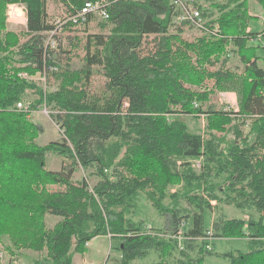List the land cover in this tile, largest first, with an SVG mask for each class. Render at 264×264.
I'll return each mask as SVG.
<instances>
[{
	"label": "trees",
	"instance_id": "trees-1",
	"mask_svg": "<svg viewBox=\"0 0 264 264\" xmlns=\"http://www.w3.org/2000/svg\"><path fill=\"white\" fill-rule=\"evenodd\" d=\"M48 1L0 0V253L28 250L40 255L34 264H72L87 242L109 236L119 264L152 254L150 264H204L213 239L244 237L247 251L220 255L264 264V0H185L202 26L174 21L172 0H107L100 31L89 25L94 14L68 22L63 31L84 36H67L60 49L45 46ZM52 1L68 15L96 0ZM13 2L26 9L22 30L7 28ZM252 3L260 14H251ZM186 27L200 34L187 38ZM231 54L241 69L229 66ZM46 66L42 86L19 76ZM29 91L37 95L30 102ZM222 91L235 92L237 109L216 106L210 97ZM41 104L62 132L46 145L30 117ZM183 115L204 116L207 134L190 131ZM47 153L61 158L60 169L46 167ZM79 168H93L95 184L75 180ZM140 195L164 218L162 228L132 219ZM223 205L247 216L227 217ZM206 211L214 213L210 227ZM48 215L59 219L49 226Z\"/></svg>",
	"mask_w": 264,
	"mask_h": 264
},
{
	"label": "rangeland",
	"instance_id": "rangeland-1",
	"mask_svg": "<svg viewBox=\"0 0 264 264\" xmlns=\"http://www.w3.org/2000/svg\"><path fill=\"white\" fill-rule=\"evenodd\" d=\"M253 4V3H252ZM254 8L251 10V14H260L261 10L258 8V5L253 4ZM47 9L50 14V21L53 22L56 18H60L65 16L67 13L64 11L63 5L58 1H48L47 3ZM7 10V6H6ZM5 10V15H6ZM99 15H94L90 22V26L94 31H100V29L96 26L97 22L102 20ZM104 20V19H103ZM180 20L179 17L174 19V21ZM7 21V20H6ZM263 21V20H262ZM8 22V21H7ZM6 22V24H7ZM259 22V21H258ZM261 22V21H260ZM11 24V23H10ZM18 26H14V25ZM262 23H259L260 27ZM24 25L20 23H15L8 25V29L12 30H22L24 29ZM84 25H80L79 28H83ZM76 34L79 37H83V32L79 31H63L62 34L59 37V45L60 48H65L68 45V38L67 36H73ZM200 34V32L197 30V28L194 27H186V37L187 38H193L194 36ZM78 55L82 54L81 49L79 48L76 50ZM262 49L257 50V54H263ZM261 66H264L263 61H259ZM72 67H79L81 65V61L74 57L72 60ZM229 66L232 68L241 69L242 65L239 62V58L231 54L230 60H229ZM104 82V78L98 68L94 69V75L92 77V84L94 90H100L102 87V84ZM38 86H42L41 81L38 83ZM44 86V85H43ZM46 87V85H45ZM37 98L36 93L33 91H29L27 95L26 101L30 102ZM210 98H212V101L216 104V106H223L226 109H237V96L235 92L232 91H222V92H216L213 94ZM48 113L45 112V109L43 107V104L38 106V109L36 111H33L30 115L31 119L36 123V125H40L42 130H39L38 137L36 139L37 143L39 145H46L48 142L59 140L62 137V132L60 131L59 127L53 122V120L50 117V111L46 108ZM185 123L188 126V129L192 132H199L202 135H205L206 128H205V119L204 116H192V115H183ZM248 126H244L243 130L245 132L248 131ZM228 138H232V134L229 133L227 135ZM46 167L49 170H58L61 167V158L53 153H47L46 157ZM83 177H86L89 181V184L93 185L98 180V177L94 174L93 168H86L82 169L79 168L77 172L74 174L75 180H81ZM215 204V203H213ZM223 211L226 213L227 217H245L246 213H243L239 209H236L231 206L223 205L222 206ZM214 217V213L205 212V220L204 224L206 227H210L211 220ZM47 223L49 226H52L54 222H56L59 217L57 216H47ZM132 219L134 221H144L145 225H151L155 229L162 228L164 226V218L152 207L146 200L144 195H140L137 200L136 204V210L135 213L132 216ZM148 225V226H149ZM89 244L86 246V251L83 254L75 253L73 255L72 264H82L81 260L84 256H86L87 259H89L90 264H119L118 260L120 258V251L117 249L118 242L116 239H111V241L104 237V236H97L94 240L91 242H88ZM212 244V254L207 255L204 258V264H229V261L227 258L221 256V253L227 252V251H241L245 252L248 250L249 243L246 238L244 237H230V238H223L218 237L211 241ZM3 252V251H2ZM1 252V253H2ZM23 254L26 256H30L28 258L34 259L39 257V253L32 252L28 250H23L19 254ZM4 254V252H3ZM8 253L5 252L4 258H7ZM18 255V254H17ZM19 260H23L24 258H17ZM7 260V259H6ZM156 255L152 254L148 258L144 259L143 261L139 262L136 261L138 264H150L151 261H156ZM19 264V263H18ZM21 264H34L33 261L31 263L27 258L21 262ZM88 264V263H87Z\"/></svg>",
	"mask_w": 264,
	"mask_h": 264
},
{
	"label": "built area",
	"instance_id": "built-area-1",
	"mask_svg": "<svg viewBox=\"0 0 264 264\" xmlns=\"http://www.w3.org/2000/svg\"><path fill=\"white\" fill-rule=\"evenodd\" d=\"M178 7H179V17L180 20H190L197 26H202L204 21L200 16L199 10L192 7L190 3H186L185 0H172ZM109 5V1L107 0H96V1H88L84 4L83 7L77 9L72 14H66L63 17L56 18L53 21V28L46 32L45 38V46L47 45L50 49H56L59 45V37L63 32L64 25L68 22L76 23V24H83L87 21L88 16L91 14L99 15L101 18L106 19L109 17L107 6ZM261 20L264 21V15L260 16ZM6 21L8 25L20 23L26 26L27 22V15L25 6L22 3L13 2L7 4L6 10ZM11 23V24H10ZM14 26H18L17 24ZM51 68V66H46L43 70L38 71L34 75H29L26 72L19 73L24 79L28 80H38L45 84L46 82V70ZM17 108L22 110H29V103L20 101L17 103ZM45 112L48 113L46 107L44 106ZM31 115V114H30ZM88 242L86 243V246ZM0 257L2 254L0 253ZM86 263V262H85ZM87 264V263H86Z\"/></svg>",
	"mask_w": 264,
	"mask_h": 264
},
{
	"label": "crops",
	"instance_id": "crops-1",
	"mask_svg": "<svg viewBox=\"0 0 264 264\" xmlns=\"http://www.w3.org/2000/svg\"><path fill=\"white\" fill-rule=\"evenodd\" d=\"M104 237L108 238V239L111 241V238H110L109 236H104ZM95 238H97V237H95ZM95 238H93L92 240H94ZM92 240H90V242H91ZM88 244H89V243H88ZM0 251H1V250H0ZM3 252H4V254H5V251H3ZM3 252L1 253V254H2V257H0V264H18V263L21 264V262L24 261L26 258H27V260H29V262L31 263V261H34V259H35V258H34V259L28 258V257H30V256L23 255L22 253L16 255L15 257H10L9 255H7V258H4V257H3V256H4ZM18 257H19V258L23 257L24 259L21 261V260L17 259ZM6 259H7V260H6ZM81 262H82V264H86V263L90 264V261H89V259L86 258V256H84V257L82 258ZM85 262H86V263H85Z\"/></svg>",
	"mask_w": 264,
	"mask_h": 264
},
{
	"label": "water",
	"instance_id": "water-1",
	"mask_svg": "<svg viewBox=\"0 0 264 264\" xmlns=\"http://www.w3.org/2000/svg\"><path fill=\"white\" fill-rule=\"evenodd\" d=\"M36 127H37L38 130H42L40 125H36Z\"/></svg>",
	"mask_w": 264,
	"mask_h": 264
},
{
	"label": "bare ground",
	"instance_id": "bare-ground-1",
	"mask_svg": "<svg viewBox=\"0 0 264 264\" xmlns=\"http://www.w3.org/2000/svg\"><path fill=\"white\" fill-rule=\"evenodd\" d=\"M200 12V11H199ZM71 23V22H70Z\"/></svg>",
	"mask_w": 264,
	"mask_h": 264
}]
</instances>
